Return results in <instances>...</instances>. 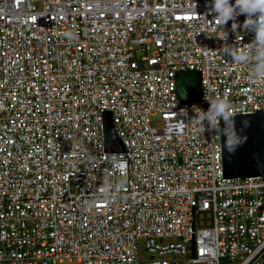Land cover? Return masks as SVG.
Returning a JSON list of instances; mask_svg holds the SVG:
<instances>
[{
  "label": "built area",
  "instance_id": "built-area-1",
  "mask_svg": "<svg viewBox=\"0 0 264 264\" xmlns=\"http://www.w3.org/2000/svg\"><path fill=\"white\" fill-rule=\"evenodd\" d=\"M214 16L208 0H0V264H264V179H225L219 128L197 123L205 92L230 117L264 111L253 34ZM187 71L200 97L181 105ZM107 112L122 153L105 152Z\"/></svg>",
  "mask_w": 264,
  "mask_h": 264
},
{
  "label": "water",
  "instance_id": "water-1",
  "mask_svg": "<svg viewBox=\"0 0 264 264\" xmlns=\"http://www.w3.org/2000/svg\"><path fill=\"white\" fill-rule=\"evenodd\" d=\"M176 97L181 105H189L200 97V74L198 72H177ZM103 142L107 153L124 151L118 139L110 113L103 116ZM233 126L235 135L233 136ZM229 135L220 132V148L222 174L225 179H264V111L250 115L235 116L227 122L223 129ZM230 143L231 150L226 147Z\"/></svg>",
  "mask_w": 264,
  "mask_h": 264
},
{
  "label": "clouds",
  "instance_id": "clouds-1",
  "mask_svg": "<svg viewBox=\"0 0 264 264\" xmlns=\"http://www.w3.org/2000/svg\"><path fill=\"white\" fill-rule=\"evenodd\" d=\"M209 12L214 13V18L220 20L221 26L228 21H232L231 28L235 31L238 27L253 34L249 51L255 52V65L251 71L252 78L264 79V0H208ZM243 15L245 19L242 24L236 22V17ZM227 34L223 40L226 39ZM236 46L224 45V53H227L237 63L246 62L249 59L248 52H235ZM204 101L208 104L207 109H201L197 123L207 128L209 132H215L218 128L225 136L226 142L229 135L223 131L227 127V122L231 117L228 115L227 102L213 96L210 92L204 93ZM186 115V113H185ZM196 113L190 118L195 119ZM235 129L233 126V136ZM231 144L226 143V147L231 150Z\"/></svg>",
  "mask_w": 264,
  "mask_h": 264
},
{
  "label": "rangeland",
  "instance_id": "rangeland-1",
  "mask_svg": "<svg viewBox=\"0 0 264 264\" xmlns=\"http://www.w3.org/2000/svg\"><path fill=\"white\" fill-rule=\"evenodd\" d=\"M144 256H141V259H143ZM61 264H78L76 261L72 260V261H63Z\"/></svg>",
  "mask_w": 264,
  "mask_h": 264
}]
</instances>
